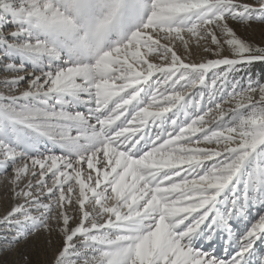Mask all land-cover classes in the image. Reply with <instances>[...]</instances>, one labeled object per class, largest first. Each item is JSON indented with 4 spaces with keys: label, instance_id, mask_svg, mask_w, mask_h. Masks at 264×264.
<instances>
[{
    "label": "snow or ice",
    "instance_id": "snow-or-ice-1",
    "mask_svg": "<svg viewBox=\"0 0 264 264\" xmlns=\"http://www.w3.org/2000/svg\"><path fill=\"white\" fill-rule=\"evenodd\" d=\"M41 239L264 264V0H0V256Z\"/></svg>",
    "mask_w": 264,
    "mask_h": 264
},
{
    "label": "rangeland",
    "instance_id": "rangeland-1",
    "mask_svg": "<svg viewBox=\"0 0 264 264\" xmlns=\"http://www.w3.org/2000/svg\"><path fill=\"white\" fill-rule=\"evenodd\" d=\"M255 32L250 37L257 42L260 39V28L259 26H254ZM42 239L35 242V244L29 245V257L30 264H43L44 261L48 259L47 255H39L38 252L42 247ZM23 248V246H21ZM0 264H25L23 256L21 254H4L0 256Z\"/></svg>",
    "mask_w": 264,
    "mask_h": 264
}]
</instances>
